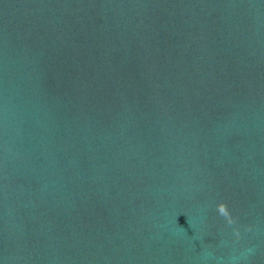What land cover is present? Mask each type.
<instances>
[{
	"label": "water",
	"instance_id": "1",
	"mask_svg": "<svg viewBox=\"0 0 264 264\" xmlns=\"http://www.w3.org/2000/svg\"><path fill=\"white\" fill-rule=\"evenodd\" d=\"M0 264H264V0H0Z\"/></svg>",
	"mask_w": 264,
	"mask_h": 264
},
{
	"label": "clouds",
	"instance_id": "2",
	"mask_svg": "<svg viewBox=\"0 0 264 264\" xmlns=\"http://www.w3.org/2000/svg\"><path fill=\"white\" fill-rule=\"evenodd\" d=\"M216 210H217L219 215H221L222 217L225 218V220L228 224H232L234 222L233 217L230 215L228 208H227L225 203H223V202L218 203L216 205ZM237 235H238V233H237Z\"/></svg>",
	"mask_w": 264,
	"mask_h": 264
}]
</instances>
